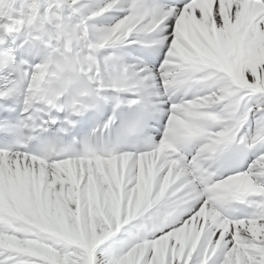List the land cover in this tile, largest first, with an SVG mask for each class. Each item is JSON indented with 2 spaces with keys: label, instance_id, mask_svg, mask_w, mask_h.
<instances>
[{
  "label": "snow or ice",
  "instance_id": "obj_1",
  "mask_svg": "<svg viewBox=\"0 0 264 264\" xmlns=\"http://www.w3.org/2000/svg\"><path fill=\"white\" fill-rule=\"evenodd\" d=\"M0 264H264V0H0Z\"/></svg>",
  "mask_w": 264,
  "mask_h": 264
}]
</instances>
